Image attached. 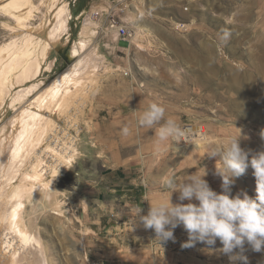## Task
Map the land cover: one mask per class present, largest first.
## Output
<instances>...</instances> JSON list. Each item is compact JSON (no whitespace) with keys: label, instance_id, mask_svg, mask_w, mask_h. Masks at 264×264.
<instances>
[{"label":"rangeland","instance_id":"rangeland-1","mask_svg":"<svg viewBox=\"0 0 264 264\" xmlns=\"http://www.w3.org/2000/svg\"><path fill=\"white\" fill-rule=\"evenodd\" d=\"M31 1L34 6L28 25L36 27L33 60L38 59L43 70L39 76L32 73L28 82L10 78L0 99V131L73 63L69 59L72 45L81 39L91 13H98L94 18L98 24L87 38L102 62L99 71L89 69L81 85L64 101L49 105L43 121L49 123L48 130L32 155L25 154L23 166L19 161L7 173L0 171V209L5 210H0V251L9 257L20 250L29 260L41 253L47 264H230L228 256L219 251V241L211 249L201 243L182 248L188 237L180 226L174 230L175 242L160 245L153 230L139 222L134 226V221L140 208L141 215H146L150 204L168 199L170 192L164 184L169 179L182 182L188 174L206 172L204 179L220 193L222 180L216 171L222 169V163L209 155L239 136V129L243 149L252 153L264 150V0H110L101 11L93 8L105 0ZM63 5L69 7V31L50 55L43 56L44 45H40L57 22L56 9ZM80 10H84L81 15ZM131 12L149 34L137 32L136 19L127 18ZM16 25L15 19L0 10V48L12 41ZM119 27H126L131 36L120 38ZM3 67L0 73L6 74ZM41 80L32 96L16 100L20 89ZM151 103L163 106L165 119H174L182 130L190 124L204 127L202 147H197L200 142L191 147L179 145L177 152L173 142L158 140V125H139ZM125 126L127 135L122 134ZM36 170L44 172L42 187L49 185L56 193L51 203L45 201L39 187L31 189L37 184L25 178ZM109 178L122 179L117 189L128 192V197H110ZM22 185L29 187L21 198H15L24 205L19 225L36 233L40 238L37 247L18 241V233L8 229L2 218L10 203L13 207L12 194ZM241 191L252 198L257 195L251 168L235 179L232 195ZM83 194L88 199L97 196L98 201L81 202L73 197ZM178 195L173 193V203L179 202ZM97 210H128V223L117 218L124 223L115 232L91 234L83 225H107L104 216L91 217L94 223L89 220L87 211ZM83 215L86 219L79 218ZM125 242L128 248H124ZM245 247L249 264H264V252ZM1 252L0 263L4 264L8 257Z\"/></svg>","mask_w":264,"mask_h":264},{"label":"clouds","instance_id":"clouds-1","mask_svg":"<svg viewBox=\"0 0 264 264\" xmlns=\"http://www.w3.org/2000/svg\"><path fill=\"white\" fill-rule=\"evenodd\" d=\"M138 123L148 128L158 125V140L173 142L179 152V141L185 133L174 119H165L163 106L151 103ZM128 133L129 128L123 127L122 134ZM241 138L239 129V136L230 138L226 147L213 150L209 155L222 163V169L216 171L222 180L220 193L212 190L204 179L206 172L202 176L188 174L182 182L169 179L164 184V189L170 192L168 199L150 204L146 215H141L140 208L134 226L139 222L146 230H153L155 241L160 245L169 240L175 242L174 230L182 226L188 237L182 248L201 243L211 249L219 241L222 245L219 251L228 256L230 264H249L246 245L253 252H264V150L246 151L240 146ZM261 138L264 139V132ZM249 168L256 178V197L243 191L233 196L231 189L235 179ZM173 193L179 194V202H172Z\"/></svg>","mask_w":264,"mask_h":264},{"label":"bare ground","instance_id":"bare-ground-1","mask_svg":"<svg viewBox=\"0 0 264 264\" xmlns=\"http://www.w3.org/2000/svg\"><path fill=\"white\" fill-rule=\"evenodd\" d=\"M107 4L108 5L110 4V0H105L103 4H97L96 6H94L93 11L94 10L98 11L101 9L102 6H105ZM32 6H34V4L31 0H0V10L4 11L7 15H10L13 19H15L17 23L16 27H14L12 31L13 34V37L11 38L12 41L9 44H6L0 48V67L4 66L3 69L7 70L6 74L5 72L0 73V99L4 95L5 90L9 85V81L12 80V79L10 80L11 77L13 78L14 76H16L18 80L19 79L29 80L30 76L32 77L31 75L32 73L34 74V76H39L42 73L43 69L41 64L38 62V59L33 60L34 52H35L34 49L35 39L33 33H35L36 27L34 28L32 24L30 26L28 25V20H30L32 14L30 13L32 12ZM68 8L69 7H67V5L66 6L63 5L56 9L57 22L55 23L53 30L48 34L47 40L42 41V44L40 45V46L44 45L42 48L43 56L50 55L53 51V47H56L61 42L62 35L65 32L69 31L70 13ZM95 14L91 13V15H88V17L85 20V26L81 34V39L75 42L74 45H72L70 59L72 60L73 63L63 73H61L55 81L49 84L43 90L41 95L37 96L36 99H34L33 101H30L28 105L25 106L16 117L13 118V120L8 126H6L4 129L0 131V171L2 170L4 173H7V169L9 167L15 168V165L19 161L23 166L25 160L24 159L25 154L32 155L31 153L35 151V149L39 144H41V142L43 141V136L46 134L48 130L47 128L49 127L48 126L49 123L44 124L45 123L44 120H47L45 112L49 109V105L53 103L57 104L58 102L60 103L61 101H64L72 93L74 88H77L81 85L82 80L86 77L90 68H92L94 71H99L102 59L97 54L96 48L93 47L91 41L87 38L89 34L92 35L95 33V31H92L91 29L92 27H94V25L98 24L94 21V18H96ZM127 18H129V20L136 19L135 29L137 30L138 33L146 32L149 34L150 30L147 27L139 24V20H137V16L135 12H131L130 14H128ZM138 18L140 19L142 18V16L138 15ZM54 62L55 61H53L52 63ZM42 83L43 81L41 80L38 83L33 84L32 86L20 89L16 93L17 95L16 100L18 101L19 99L20 101V99L23 100L24 98L30 95L32 96V94L40 88ZM204 134L205 131L201 133L200 138L196 142V143L200 142L198 143L197 146L199 148H201L203 145L201 142ZM195 144L193 146H195ZM40 165H43L42 162ZM40 165H38V167ZM12 170L14 171V169ZM43 176H44V172H40L39 170H36L32 174H27L25 178L29 181H32L33 184L34 183L37 184V185H33L31 189L34 191L37 190V188L39 187V190L41 189L44 193L43 195H45V199H46L45 201L51 203L53 198L56 196V193L53 192V190H49V185L47 188L42 187L44 186L42 183V180L44 178ZM5 182L7 183V181ZM25 187H23L22 185V187L18 188V190L12 194L13 196L10 199H13V207L11 205L12 203H10L11 208L8 210V212H6V214L3 213L5 216L2 218H4L3 221L10 226L8 229L13 228L14 229L13 232L18 233L19 235V237L17 236L18 241L20 240V242L23 245L33 244V246H35L36 244L40 243L39 242L40 238H38L39 239L38 240L37 237L35 236L36 233L33 234L32 232H29L25 228L22 229L23 226L21 227L19 225L21 223L20 208L23 204H21L22 200L20 202H17L16 200L18 198H21L22 193L26 192L29 186L26 187L27 189L24 191ZM36 194L39 196L38 193ZM14 200L17 203H14ZM0 208H3V205ZM0 210L1 212L5 211L4 209H0ZM33 211L35 218H37L36 217L38 212L37 208L34 207ZM19 251L17 250L16 252L13 253L9 251V253H11L9 257L5 255L7 253L6 251L5 254L0 251L6 258L8 257L7 259L3 260L4 262L2 261V263L47 264L43 260L42 255L41 257L39 256V254H41L39 253L40 251H38L39 254L36 259L30 258V260L28 259V256H26V254H21V252ZM43 253L45 255L44 251Z\"/></svg>","mask_w":264,"mask_h":264},{"label":"crops","instance_id":"crops-1","mask_svg":"<svg viewBox=\"0 0 264 264\" xmlns=\"http://www.w3.org/2000/svg\"><path fill=\"white\" fill-rule=\"evenodd\" d=\"M74 1L77 2V0H74ZM205 3H206V0H205ZM83 11L84 10L78 11V14L81 15L83 13ZM206 55H207V53L205 52L204 56H206ZM211 55L212 54L209 53V57H211ZM209 65L211 67V62H209ZM87 148H89V146ZM84 149H85V147H84ZM109 180H110V182L108 183L109 184V191L113 192V194L110 193L111 194L110 197H123V198L128 197V192H126L125 194H122L123 189H120V188L117 189V186L120 185V184H118V182L121 181L122 179L117 180L116 178H109ZM125 182L126 183H124L123 186H125L126 191H128V182L127 181H125ZM73 197L76 198L75 200L81 201V202H84V201L96 202V201H98L97 196L92 197L93 199H91V198L88 199V197L84 196V194L80 195V197H79V195H76V196L73 195ZM73 197H71V198H73ZM84 198H87V200ZM68 200L71 201V199H68ZM67 212L70 213L71 211H67ZM87 214H88L87 217H89L90 221H92L90 219L91 217H92V219H94L95 217L100 219L103 216L108 218L107 225L104 224L103 222H99V223H101L100 226H91V227L84 226L82 224L83 225L82 228H86V230L90 231V233L92 232V233L97 234V235L102 234V232L104 230H107L108 232H115L116 229L121 228L123 226L124 222L122 223V222L117 221V218H124L126 220L125 224L128 223V210L115 211V212L113 210H107V211L97 210V211H87ZM79 218L86 219V216L83 215V217H79ZM77 220H79V219L77 218ZM92 222L94 223V221H92ZM102 224L105 226L103 227ZM86 225H88V224H86ZM111 230H113V231H111ZM124 248H128L127 242H125Z\"/></svg>","mask_w":264,"mask_h":264},{"label":"built area","instance_id":"built-area-1","mask_svg":"<svg viewBox=\"0 0 264 264\" xmlns=\"http://www.w3.org/2000/svg\"><path fill=\"white\" fill-rule=\"evenodd\" d=\"M189 7H185V11H188ZM98 13L95 14V17H98ZM114 24L116 23L113 21ZM112 27H115V25H112ZM132 33L126 27H119L118 35L123 40H126L127 37H130ZM128 76V74H126ZM184 131V136L180 138L179 145L185 146V147H191L193 146L197 140L200 138L201 133L204 132V127L197 126V125H187Z\"/></svg>","mask_w":264,"mask_h":264},{"label":"flooded vegetation","instance_id":"flooded-vegetation-1","mask_svg":"<svg viewBox=\"0 0 264 264\" xmlns=\"http://www.w3.org/2000/svg\"><path fill=\"white\" fill-rule=\"evenodd\" d=\"M91 1H94V0H89V2H91ZM81 2H83V0H77L76 3H81Z\"/></svg>","mask_w":264,"mask_h":264},{"label":"water","instance_id":"water-1","mask_svg":"<svg viewBox=\"0 0 264 264\" xmlns=\"http://www.w3.org/2000/svg\"><path fill=\"white\" fill-rule=\"evenodd\" d=\"M70 59V58H69ZM71 60V59H70Z\"/></svg>","mask_w":264,"mask_h":264}]
</instances>
